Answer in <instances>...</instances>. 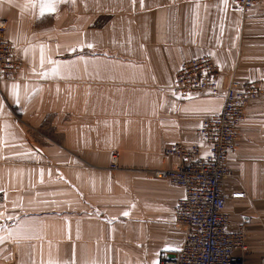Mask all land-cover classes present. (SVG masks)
<instances>
[{"label": "crops", "instance_id": "crops-1", "mask_svg": "<svg viewBox=\"0 0 264 264\" xmlns=\"http://www.w3.org/2000/svg\"><path fill=\"white\" fill-rule=\"evenodd\" d=\"M0 17L22 61L0 82V264H158L178 251L183 192L154 171L178 164L164 153L173 143L207 152L199 128L232 78L261 82L223 181L231 224L246 227L245 262L259 264L264 0L246 11L232 0H0ZM201 56L218 65L220 90L181 99L174 75Z\"/></svg>", "mask_w": 264, "mask_h": 264}, {"label": "built area", "instance_id": "built-area-1", "mask_svg": "<svg viewBox=\"0 0 264 264\" xmlns=\"http://www.w3.org/2000/svg\"><path fill=\"white\" fill-rule=\"evenodd\" d=\"M232 1L246 11L260 0ZM6 25L7 19L0 17V82L16 79L22 67L13 43L4 38ZM219 73L218 65L209 56L184 61L174 75L171 88L181 99L191 94H215L220 90ZM260 85L258 80L229 81L219 111L206 117L199 128L200 137L208 146L204 155L196 144L178 142L164 149L165 155L177 157L179 162L154 174L182 189L183 194L175 205V221L185 226L186 233L181 248L174 253L162 252L158 264H246V227L231 224L225 211L228 195L223 181L233 176L227 155L237 147V125L244 118L245 108L260 97ZM118 158L119 152L114 151L110 168H117ZM244 194L235 191L230 196ZM3 200L0 192V203ZM259 264H264V256Z\"/></svg>", "mask_w": 264, "mask_h": 264}, {"label": "snow or ice", "instance_id": "snow-or-ice-1", "mask_svg": "<svg viewBox=\"0 0 264 264\" xmlns=\"http://www.w3.org/2000/svg\"><path fill=\"white\" fill-rule=\"evenodd\" d=\"M222 2L225 5H227L228 0H222ZM141 3L143 4V0H141ZM43 7H47V8H49L51 10V2L43 5L42 8ZM41 14L43 15V10H42ZM88 47H92V46L91 45H88ZM43 59H44V57H43V46H41V63H43ZM12 87H13V89H15L17 86L16 85H13ZM237 195H239V194H237ZM123 215H128V213L125 212V213H123Z\"/></svg>", "mask_w": 264, "mask_h": 264}, {"label": "water", "instance_id": "water-1", "mask_svg": "<svg viewBox=\"0 0 264 264\" xmlns=\"http://www.w3.org/2000/svg\"><path fill=\"white\" fill-rule=\"evenodd\" d=\"M33 147H34L36 150H38V147H36L35 145H33Z\"/></svg>", "mask_w": 264, "mask_h": 264}, {"label": "rangeland", "instance_id": "rangeland-1", "mask_svg": "<svg viewBox=\"0 0 264 264\" xmlns=\"http://www.w3.org/2000/svg\"><path fill=\"white\" fill-rule=\"evenodd\" d=\"M117 168H118V163H117Z\"/></svg>", "mask_w": 264, "mask_h": 264}]
</instances>
